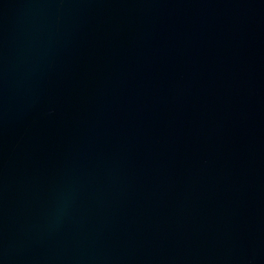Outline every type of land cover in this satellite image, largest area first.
Returning a JSON list of instances; mask_svg holds the SVG:
<instances>
[{"label":"water","instance_id":"95a60500","mask_svg":"<svg viewBox=\"0 0 264 264\" xmlns=\"http://www.w3.org/2000/svg\"><path fill=\"white\" fill-rule=\"evenodd\" d=\"M0 264H264V0H0Z\"/></svg>","mask_w":264,"mask_h":264}]
</instances>
